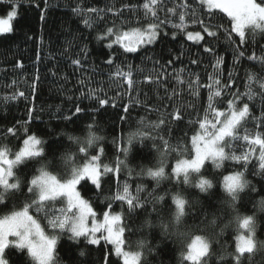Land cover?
Here are the masks:
<instances>
[{
	"label": "trees",
	"instance_id": "16d2710c",
	"mask_svg": "<svg viewBox=\"0 0 264 264\" xmlns=\"http://www.w3.org/2000/svg\"><path fill=\"white\" fill-rule=\"evenodd\" d=\"M12 10L0 34V151L12 158L29 138L40 151L0 188V218L26 209L54 240L48 264H123L105 239L72 235L65 197L40 200L32 187L41 173L76 179L97 158L98 184L82 178L78 193L95 216H120L136 264H264V29L237 33L202 0H0V17ZM147 28L155 38L135 50L105 37ZM233 107L242 115L224 157L177 175L202 127L213 132ZM245 219L252 247L240 252ZM193 238L207 242L195 261ZM2 257L37 264L15 246Z\"/></svg>",
	"mask_w": 264,
	"mask_h": 264
},
{
	"label": "rangeland",
	"instance_id": "374dc122",
	"mask_svg": "<svg viewBox=\"0 0 264 264\" xmlns=\"http://www.w3.org/2000/svg\"><path fill=\"white\" fill-rule=\"evenodd\" d=\"M210 9H219L225 12L232 20L234 30L243 32L253 26L264 29V7L253 0H202ZM15 11L7 16L0 17V34L10 30ZM155 29L131 30L128 32L110 31L105 37L127 50H135L149 43L155 38ZM242 115V111L231 108L222 116L219 126L212 132L202 129L193 138L194 155L190 161L180 162L176 168L177 175L188 171L198 170L206 161L219 160L224 157L221 144L231 134L233 127ZM39 142L35 138L26 139L21 149L12 158L5 151H0V165H3L5 174L0 179V188L6 189L12 185V170L15 164L32 155L38 154ZM91 161V162H90ZM82 167L78 178L61 183L54 176L41 173L32 180V187L38 192L40 200L54 197H65L69 206L76 210L71 220L70 232L72 235L84 236L91 243L105 239L113 245L115 253L123 264H136V256L124 248L123 231L118 214L105 213L100 217L93 214L89 204L79 195L77 183L82 178H88L98 184L99 170L97 158L91 159ZM93 162L96 164H93ZM240 178L232 175L226 178L225 186L229 190L238 187ZM250 220L241 223V232L237 237V248L240 252L252 247L250 238L245 234L248 231ZM6 246H15L26 250L37 264H48L54 250V240L46 236L38 223L30 216L26 209L0 218V264H5L2 253ZM207 251V242L203 238H193L187 248V259L195 261Z\"/></svg>",
	"mask_w": 264,
	"mask_h": 264
},
{
	"label": "water",
	"instance_id": "95a60500",
	"mask_svg": "<svg viewBox=\"0 0 264 264\" xmlns=\"http://www.w3.org/2000/svg\"><path fill=\"white\" fill-rule=\"evenodd\" d=\"M5 174V169L3 167V165H0V179H2L4 177Z\"/></svg>",
	"mask_w": 264,
	"mask_h": 264
}]
</instances>
